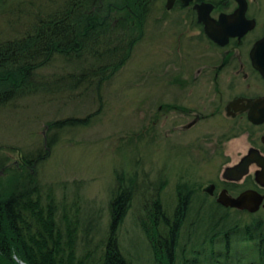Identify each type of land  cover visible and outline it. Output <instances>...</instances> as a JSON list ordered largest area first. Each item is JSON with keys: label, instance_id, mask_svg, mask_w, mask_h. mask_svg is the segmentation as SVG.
<instances>
[{"label": "trees", "instance_id": "16d2710c", "mask_svg": "<svg viewBox=\"0 0 264 264\" xmlns=\"http://www.w3.org/2000/svg\"><path fill=\"white\" fill-rule=\"evenodd\" d=\"M9 2L0 0L1 18ZM48 5L53 9L37 16L20 38L0 41V108L30 94H56L62 82L70 91L91 85L88 76L124 65L136 41L132 36L138 38L139 0H58V5ZM107 13L116 23L102 22ZM54 60L72 72L46 83L38 80L35 72ZM80 65L87 70L77 73ZM85 121L48 127L58 131ZM38 154L25 165L45 158ZM119 172L103 224L93 217L84 220L75 204L65 203L55 187H45L33 176L22 177L9 194L0 193V264H264V222L239 221L212 205L182 209L177 201L167 210L159 192L144 202L135 223L143 247L131 251L132 244L123 245L118 232L137 193L133 177Z\"/></svg>", "mask_w": 264, "mask_h": 264}, {"label": "rangeland", "instance_id": "374dc122", "mask_svg": "<svg viewBox=\"0 0 264 264\" xmlns=\"http://www.w3.org/2000/svg\"><path fill=\"white\" fill-rule=\"evenodd\" d=\"M11 2L4 6L6 16L0 17V41L20 38L37 16L53 9L48 3L58 5V0ZM132 39L136 41L125 64L112 72L88 76L90 79H85L92 81L91 85L70 91L62 82V90L56 94L34 93L0 108V193L9 194L22 177L33 176L41 185L55 187L65 203L75 204L84 220L93 217L103 224L108 216L109 194L115 186V171H120L133 177L137 194L118 235L122 244H132L128 248L134 251L143 247L135 223L142 217L144 202L151 199L158 185L162 205L172 210L178 180L189 176L204 188L214 177L210 172L212 163H191L183 156L184 134L173 133L163 109H158L167 106L170 94L179 92L164 78L154 80L150 64L142 68L141 76L139 40L135 36ZM75 68L77 73L87 70L83 65ZM70 72L72 68L54 60L35 75L46 83ZM74 119L87 121L84 126L58 131L48 127L52 122ZM49 137L52 141L47 147ZM237 146L238 141L233 140L227 149L230 152ZM38 152L45 158L40 156L39 161L25 165L26 159L36 158ZM261 215L264 216L258 214L257 219ZM228 216L248 222L246 215L228 211Z\"/></svg>", "mask_w": 264, "mask_h": 264}, {"label": "flooded vegetation", "instance_id": "af4514ba", "mask_svg": "<svg viewBox=\"0 0 264 264\" xmlns=\"http://www.w3.org/2000/svg\"><path fill=\"white\" fill-rule=\"evenodd\" d=\"M112 15L102 22L116 23ZM263 37L264 0H139L140 71L150 64L154 80L178 90L158 109L173 133L184 134L183 156L212 163L206 187L189 176L177 181L175 207L212 205L264 222L256 217L264 214V79L251 58ZM233 140L238 146L229 152ZM245 193L251 204L262 199L255 213L219 202Z\"/></svg>", "mask_w": 264, "mask_h": 264}, {"label": "water", "instance_id": "95a60500", "mask_svg": "<svg viewBox=\"0 0 264 264\" xmlns=\"http://www.w3.org/2000/svg\"><path fill=\"white\" fill-rule=\"evenodd\" d=\"M251 58L254 68L260 73V75L264 79V37L254 45L253 50L251 52ZM249 195L250 194L245 193L237 199H226L224 197L221 198L219 202L226 207L229 206L232 208H237L239 210L247 209L250 213H255L256 211H258L262 199L259 197L257 201L252 202L251 204V202L248 200L250 199Z\"/></svg>", "mask_w": 264, "mask_h": 264}]
</instances>
